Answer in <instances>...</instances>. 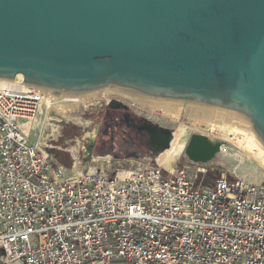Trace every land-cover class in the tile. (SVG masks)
Listing matches in <instances>:
<instances>
[{
  "label": "built area",
  "instance_id": "1",
  "mask_svg": "<svg viewBox=\"0 0 264 264\" xmlns=\"http://www.w3.org/2000/svg\"><path fill=\"white\" fill-rule=\"evenodd\" d=\"M22 82L0 84V264H264V184L156 157L64 166L35 134L52 94Z\"/></svg>",
  "mask_w": 264,
  "mask_h": 264
},
{
  "label": "water",
  "instance_id": "2",
  "mask_svg": "<svg viewBox=\"0 0 264 264\" xmlns=\"http://www.w3.org/2000/svg\"><path fill=\"white\" fill-rule=\"evenodd\" d=\"M17 75L55 96L116 87L225 109L264 145V0H0V80ZM170 132L152 124V156ZM220 150L193 134L184 156Z\"/></svg>",
  "mask_w": 264,
  "mask_h": 264
},
{
  "label": "rangeland",
  "instance_id": "3",
  "mask_svg": "<svg viewBox=\"0 0 264 264\" xmlns=\"http://www.w3.org/2000/svg\"><path fill=\"white\" fill-rule=\"evenodd\" d=\"M119 91L123 92L124 90L116 87H109L96 91L95 93L92 92L91 94L63 95L64 99L60 98L61 102L59 101L55 105L52 104L48 109H43L37 125V132L35 134H37V137L40 135L43 141L44 139L46 140L44 144L49 147L50 152L55 156L60 164L69 166L71 164L72 155L77 156L80 160L84 161L90 157L86 156L87 147L90 144V139L93 137L95 129L98 126V122L101 119L104 104L106 101L114 97L127 103L132 109L140 115H143L151 123L167 128L170 131H175V133L176 131H179V142L175 146V151L166 157L173 158L177 156L178 153L184 151L190 136L193 134L203 135L209 140L219 143L221 150L209 163L204 164V166H200L201 168L208 170V176H205L208 183H211L217 178L225 177L228 179H238L248 184H264V165L248 156V154L241 148L236 137L229 132L232 128H238L240 130L246 128V132L252 135L253 138L256 139V142L258 141L257 143H260L259 146L261 148L263 147L264 150L263 143L252 131L251 124L244 116L225 109L183 101H149L161 102L168 105L178 103L181 104V107L185 106L187 109H192L194 107L196 109L200 108L197 111L201 110L198 112L199 116H191L185 108H181L177 115V119L172 120L169 116H166L167 114L163 113L162 109L152 110L148 107H143L141 104L136 102L134 103L133 101L125 98L128 94L121 93ZM112 92H118L121 96L109 94ZM93 94H95L94 96H96V98L92 99L90 103L75 105V99L76 101H78L79 98L82 100L83 96H91ZM137 97L138 96H136V98ZM56 100H58V98ZM192 111L194 110L192 109ZM206 111L208 113H204ZM200 114H208V118H206L207 115L201 117ZM201 119H205L204 121L206 122ZM207 119L210 122L207 121ZM157 155H146L141 158L156 157L157 159ZM141 158H138V160ZM96 162H98V165L106 166L105 163L103 164V160L98 159ZM187 162L188 160L184 156L183 152L179 157L175 158L171 164L184 166L187 165ZM121 165H124L123 167L128 166L126 163H121ZM113 167L116 166L111 164V168Z\"/></svg>",
  "mask_w": 264,
  "mask_h": 264
},
{
  "label": "flooded vegetation",
  "instance_id": "4",
  "mask_svg": "<svg viewBox=\"0 0 264 264\" xmlns=\"http://www.w3.org/2000/svg\"><path fill=\"white\" fill-rule=\"evenodd\" d=\"M152 124L127 103L112 97L104 104L86 154L110 156L116 160L152 155L158 147L150 140Z\"/></svg>",
  "mask_w": 264,
  "mask_h": 264
},
{
  "label": "bare ground",
  "instance_id": "5",
  "mask_svg": "<svg viewBox=\"0 0 264 264\" xmlns=\"http://www.w3.org/2000/svg\"><path fill=\"white\" fill-rule=\"evenodd\" d=\"M22 79V76L21 75H17L16 77V80H21ZM4 80H0V84H3ZM117 90V89H116ZM118 91V90H117ZM47 92V91H45ZM121 93H125V94H128L125 98L133 101L134 103H139L141 104V106H145V107H148L152 110H155V109H162L163 110V113L167 114L166 116H169L172 120H176L177 119V115L180 111L181 108H185L190 114L191 116H199L198 112L200 111H197L199 110L200 108L196 109V108H192L194 111H192V109H187L185 106L184 107H181L180 105L181 104H178V103H174V104H164V103H161V102H166V101H163V100H168V99H159V98H153V97H147L145 95H142V94H138V93H134V92H131V91H126L124 90L123 92L122 91H119ZM129 92V93H127ZM49 93V92H47ZM95 93V92H93ZM133 93V94H132ZM51 94V93H50ZM91 94V93H89ZM109 94H114V95H120V93L118 94V92H112V93H109ZM69 95V94H68ZM73 95V94H71ZM95 94L89 96H83L82 100L79 98L78 101H76V99L74 100L75 102V105L76 104H82V103H90L92 101V99H95L96 96H94ZM133 95V97H132ZM121 96V95H120ZM136 96H138L136 98ZM55 97V98H54ZM78 97V96H77ZM58 98V100H56ZM60 98L61 99H64V96H55L53 95L52 98H50L47 102H46V105L48 107H50L52 104H56L60 101ZM141 98V99H139ZM73 99V98H72ZM71 99V100H72ZM144 99H149V100H144ZM97 100V99H96ZM150 100H155V101H161V102H149ZM168 101H171V100H168ZM61 102V101H60ZM59 105V104H58ZM65 105V104H64ZM74 105V106H75ZM60 106V105H59ZM61 107V106H60ZM64 107V106H63ZM191 110V111H190ZM205 111V110H204ZM203 113V111H202ZM204 113H208L207 111L204 112ZM164 114V115H165ZM204 115H207L206 118H208V114H204ZM204 115H201L200 116H204ZM212 115V114H210ZM190 116V117H191ZM216 116V115H215ZM222 117V116H221ZM193 118V117H192ZM210 118V116H209ZM214 118V117H213ZM200 119V118H199ZM216 119V118H215ZM203 120V119H201ZM205 120V119H204ZM203 120V121H204ZM207 121H209L207 119ZM216 121V120H214ZM220 121V120H219ZM206 122V121H204ZM210 122V121H209ZM240 122V121H239ZM221 123V122H220ZM225 125V124H224ZM220 127V126H219ZM243 127V126H242ZM241 127V128H242ZM246 127V126H245ZM246 129V128H245ZM243 128V130H240L238 128H232L229 130V132L234 135L236 137V139L238 140L241 148L244 150V152H246L248 154V156H250L252 159H254L255 161H258L260 162V164L262 163L264 165V150H263V147L261 148L259 146L260 143H257L256 142V139L253 138L252 135H250L248 132H246ZM220 132V131H219ZM222 135V134H221ZM239 136V137H237ZM169 137V142H168V146L167 148H165L163 151H161L158 155H157V161L162 165V166H165V167H170L171 166V163L173 162V160L177 157H179L184 151H182L181 153H178L177 156L173 157V158H169V157H166L168 156L169 154H172L174 151H175V146L176 144L179 142V131H171L168 135ZM185 150V149H184ZM162 154V155H161ZM160 155V156H159ZM165 155V156H164ZM176 161V160H175Z\"/></svg>",
  "mask_w": 264,
  "mask_h": 264
},
{
  "label": "trees",
  "instance_id": "6",
  "mask_svg": "<svg viewBox=\"0 0 264 264\" xmlns=\"http://www.w3.org/2000/svg\"><path fill=\"white\" fill-rule=\"evenodd\" d=\"M95 154V153H94Z\"/></svg>",
  "mask_w": 264,
  "mask_h": 264
}]
</instances>
